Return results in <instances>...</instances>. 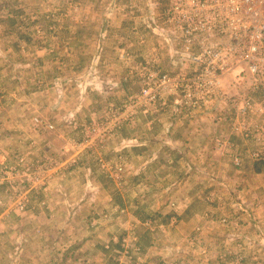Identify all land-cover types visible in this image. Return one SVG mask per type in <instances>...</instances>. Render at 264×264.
I'll list each match as a JSON object with an SVG mask.
<instances>
[{
  "label": "rangeland",
  "instance_id": "obj_1",
  "mask_svg": "<svg viewBox=\"0 0 264 264\" xmlns=\"http://www.w3.org/2000/svg\"><path fill=\"white\" fill-rule=\"evenodd\" d=\"M168 5L0 0V264H264V81Z\"/></svg>",
  "mask_w": 264,
  "mask_h": 264
},
{
  "label": "built area",
  "instance_id": "obj_2",
  "mask_svg": "<svg viewBox=\"0 0 264 264\" xmlns=\"http://www.w3.org/2000/svg\"><path fill=\"white\" fill-rule=\"evenodd\" d=\"M166 1L168 7L179 15V33L190 40L187 43L191 45L185 47V51L190 55L192 65L216 68L229 63L246 64L252 76L264 81V0ZM245 35H253L256 40L245 38ZM225 39L228 40L227 48L223 43ZM231 40L235 42L233 45ZM206 79L213 82L217 77L210 75ZM175 82L174 78L162 75L159 87L163 93L168 94ZM143 93L151 99L155 97L147 89Z\"/></svg>",
  "mask_w": 264,
  "mask_h": 264
},
{
  "label": "trees",
  "instance_id": "obj_3",
  "mask_svg": "<svg viewBox=\"0 0 264 264\" xmlns=\"http://www.w3.org/2000/svg\"><path fill=\"white\" fill-rule=\"evenodd\" d=\"M264 165V162H255L253 165L254 173H259L261 171L262 166Z\"/></svg>",
  "mask_w": 264,
  "mask_h": 264
},
{
  "label": "crops",
  "instance_id": "obj_4",
  "mask_svg": "<svg viewBox=\"0 0 264 264\" xmlns=\"http://www.w3.org/2000/svg\"><path fill=\"white\" fill-rule=\"evenodd\" d=\"M240 160H242V158H239ZM260 161V160H259ZM259 161H255V162H259ZM257 174V173H256ZM204 220H206L205 222H207L208 224H210V221L211 220H209L208 218H206V219H204ZM183 225H184V223L183 222H181V225H180V227H183ZM236 241H237V239H236ZM239 241V240H238ZM238 253V255H242V257H245V253L244 252H237ZM224 255V257H225V254H223ZM255 255H256V253H255Z\"/></svg>",
  "mask_w": 264,
  "mask_h": 264
}]
</instances>
